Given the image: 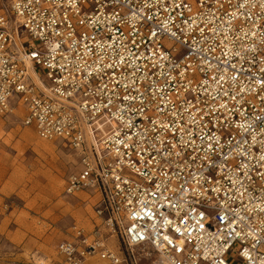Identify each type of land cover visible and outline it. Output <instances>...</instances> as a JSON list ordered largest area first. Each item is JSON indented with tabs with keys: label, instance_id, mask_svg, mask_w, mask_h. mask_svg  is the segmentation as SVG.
Returning a JSON list of instances; mask_svg holds the SVG:
<instances>
[{
	"label": "built area",
	"instance_id": "2783aa9c",
	"mask_svg": "<svg viewBox=\"0 0 264 264\" xmlns=\"http://www.w3.org/2000/svg\"><path fill=\"white\" fill-rule=\"evenodd\" d=\"M13 111L79 153L66 195L98 194L63 264L124 263L111 237L160 264H264V0L0 1Z\"/></svg>",
	"mask_w": 264,
	"mask_h": 264
},
{
	"label": "rangeland",
	"instance_id": "374dc122",
	"mask_svg": "<svg viewBox=\"0 0 264 264\" xmlns=\"http://www.w3.org/2000/svg\"><path fill=\"white\" fill-rule=\"evenodd\" d=\"M37 72L43 70L37 67ZM78 158L62 141L42 140L24 127L19 111L0 116V264H63L56 245L70 238L71 224L93 227V201L85 202V193H64ZM105 245L121 257L125 254L122 264H160L150 247L127 252L115 237Z\"/></svg>",
	"mask_w": 264,
	"mask_h": 264
},
{
	"label": "crops",
	"instance_id": "0c3cea01",
	"mask_svg": "<svg viewBox=\"0 0 264 264\" xmlns=\"http://www.w3.org/2000/svg\"><path fill=\"white\" fill-rule=\"evenodd\" d=\"M79 193H85L86 195H87V198L85 199V202H87V203H91L92 201H93V207H94V204H95V202L97 201V199H98V194L97 193H94L92 190H86V191H81V192H78V193H76V194H79ZM76 194H74V195H76ZM93 209V208H92ZM93 213H94V211H93ZM97 219H96V217H95V215L91 218V223H92V228L90 229V230H88V229H86L83 225H81V224H79V223H76V222H73L72 224H71V226L72 225H76V226H79V227H82L85 231H91L93 228H94V226L97 224Z\"/></svg>",
	"mask_w": 264,
	"mask_h": 264
},
{
	"label": "bare ground",
	"instance_id": "6f19581e",
	"mask_svg": "<svg viewBox=\"0 0 264 264\" xmlns=\"http://www.w3.org/2000/svg\"><path fill=\"white\" fill-rule=\"evenodd\" d=\"M27 66L30 67V63H27ZM30 72H31V70H30ZM2 192H3V190H2ZM109 251H111V250L109 249ZM111 252H113V251H111ZM96 259H97L96 257H93L92 259H89V261H87V263H89V264H107L103 260L101 261L99 259L98 260H96ZM39 263H43V262L40 261Z\"/></svg>",
	"mask_w": 264,
	"mask_h": 264
}]
</instances>
